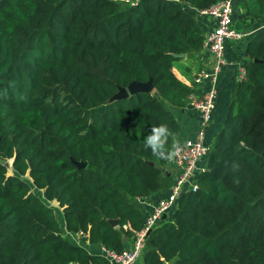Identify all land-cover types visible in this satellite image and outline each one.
<instances>
[{"label":"trees","instance_id":"obj_1","mask_svg":"<svg viewBox=\"0 0 264 264\" xmlns=\"http://www.w3.org/2000/svg\"><path fill=\"white\" fill-rule=\"evenodd\" d=\"M126 1L0 0V160H12L11 174L0 164V264H108L63 238L34 190L62 209L67 232L120 253L145 223L136 200L172 185L144 138L164 124L166 148L177 142L169 108L192 91L178 55L202 51L211 22L199 12L217 0ZM236 12L262 24L264 0ZM246 56L198 189L147 235L145 264H264V33ZM148 81L151 93L113 100Z\"/></svg>","mask_w":264,"mask_h":264},{"label":"built area","instance_id":"obj_2","mask_svg":"<svg viewBox=\"0 0 264 264\" xmlns=\"http://www.w3.org/2000/svg\"><path fill=\"white\" fill-rule=\"evenodd\" d=\"M137 0H127L133 5ZM237 0H217L215 4L199 14L211 22V29L204 35L202 51L209 54L211 64L196 71L190 79L191 93L186 97L187 105L199 116V131L194 139L177 141L180 153L168 161L176 170L172 185L165 197L158 199L146 214L141 231L134 233L131 247L120 253L105 250L104 258L108 264H135L143 254L147 235L174 209L180 196L186 191L198 189L197 177L205 171L201 162L208 153L205 132L209 127L217 97L216 82L223 68L228 65L225 48L228 41H237L243 33L234 25V6ZM246 78L245 68L239 69L238 81ZM206 85V88H205ZM198 89V90H197ZM137 203L143 201L137 199ZM126 229V227H124Z\"/></svg>","mask_w":264,"mask_h":264},{"label":"crops","instance_id":"obj_3","mask_svg":"<svg viewBox=\"0 0 264 264\" xmlns=\"http://www.w3.org/2000/svg\"><path fill=\"white\" fill-rule=\"evenodd\" d=\"M242 0H237L240 2ZM236 20V21H235ZM234 22L240 24L244 30H242L243 37L237 41H228L226 43L225 48V57L228 61V65H226L221 73L219 74L216 82V90L217 97L215 100V108L211 115V120L209 123V127L205 132V140L208 144L216 133L219 130L220 124L223 122L225 118V114L228 110V106L230 103L231 92L234 85L238 82V73L239 69L244 67L246 64L247 56H246V46L250 41L251 37L258 33H264V22L262 24H255L250 22V20L239 21L237 12L234 15ZM237 24V25H238ZM188 62L189 65H188ZM211 64V60L209 54L206 51H201L199 54L193 56L192 58L183 57V61L177 64L179 69L189 68L188 72V81H190L191 76L198 71L202 67H208ZM188 65V67H187ZM190 75V77H189ZM206 88V85H205ZM198 90V89H197ZM170 112L173 114L175 120L180 126L181 133L177 141H182L186 139H194L196 134L199 131V116L198 113L192 110L189 105H186L182 109H171ZM216 125L218 127H216ZM201 166H204V159L201 162ZM163 170L165 174L170 177L172 176V180H174L176 175V170L173 165L169 162L164 166ZM167 191L163 193H155L148 197H145L141 203L138 204L139 209L143 212L144 215L151 211L152 205L160 198L165 197ZM42 202L51 208L55 213L56 219L58 221L59 227L61 229V235L68 242H70L74 246H78L83 248L89 254L99 255L104 257L105 249L100 244H89L86 241L81 240L80 236L75 233L67 232L65 229V222L63 218L62 209L58 206L55 201H47L43 199L42 192L41 196H39ZM173 209L167 214H171ZM127 239V238H126ZM134 236L131 239H127L125 244V250H128L133 243ZM135 264H145L143 258L141 257ZM170 264V263H166Z\"/></svg>","mask_w":264,"mask_h":264},{"label":"clouds","instance_id":"obj_4","mask_svg":"<svg viewBox=\"0 0 264 264\" xmlns=\"http://www.w3.org/2000/svg\"><path fill=\"white\" fill-rule=\"evenodd\" d=\"M174 137V133L167 127L161 124L151 127L149 134L144 138V148L150 149L152 155L157 159L171 161L180 153V147L173 140L171 148H166L170 138Z\"/></svg>","mask_w":264,"mask_h":264},{"label":"water","instance_id":"obj_5","mask_svg":"<svg viewBox=\"0 0 264 264\" xmlns=\"http://www.w3.org/2000/svg\"><path fill=\"white\" fill-rule=\"evenodd\" d=\"M179 58H183L184 55L180 54L178 55ZM153 90V86L151 81H148L147 83H137V82H132L130 85H128L127 88H118V92L113 96V100H123L127 99L130 95L138 93V92H144V93H151ZM0 164L5 166L7 169L10 167L11 171V165H12V160L10 161V166L7 164L6 161L0 160ZM78 168H84L85 164L84 163H75ZM167 215H163L162 220L166 219ZM112 226L117 225V221H112L111 222ZM127 239L125 237L122 238V242L125 243Z\"/></svg>","mask_w":264,"mask_h":264},{"label":"rangeland","instance_id":"obj_6","mask_svg":"<svg viewBox=\"0 0 264 264\" xmlns=\"http://www.w3.org/2000/svg\"><path fill=\"white\" fill-rule=\"evenodd\" d=\"M237 24H238V23H236V25H237ZM237 26H238V28H239L240 24H238ZM235 28L237 29V27H235ZM230 42H231V41H230ZM189 63H190V62H188V65H189ZM188 65H187V67H188ZM225 115H226V114H225ZM216 127H218V126L216 125ZM7 164L10 166V161H8ZM8 173H10V174L12 173L10 167H8ZM25 179H26L27 182H29V183L31 182V181L29 180V178L26 177ZM33 190H34V189H33ZM33 192H34L35 195H37V196H41V192L36 191V190H34Z\"/></svg>","mask_w":264,"mask_h":264}]
</instances>
